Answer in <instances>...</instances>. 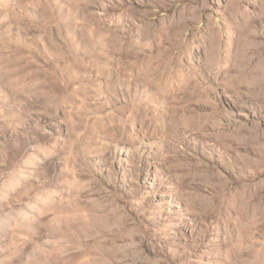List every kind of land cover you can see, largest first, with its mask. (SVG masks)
<instances>
[{
    "label": "rangeland",
    "instance_id": "1",
    "mask_svg": "<svg viewBox=\"0 0 264 264\" xmlns=\"http://www.w3.org/2000/svg\"><path fill=\"white\" fill-rule=\"evenodd\" d=\"M0 264H264V0H0Z\"/></svg>",
    "mask_w": 264,
    "mask_h": 264
}]
</instances>
